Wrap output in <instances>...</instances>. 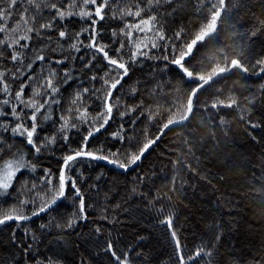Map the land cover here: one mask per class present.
Segmentation results:
<instances>
[{"label": "snow or ice", "instance_id": "1", "mask_svg": "<svg viewBox=\"0 0 264 264\" xmlns=\"http://www.w3.org/2000/svg\"><path fill=\"white\" fill-rule=\"evenodd\" d=\"M185 7L0 0V264H158L152 231L137 229L153 215L172 247L169 264H264V224L241 211L206 158L165 155L160 169L144 167L164 133L136 139L148 118L141 90L157 53L165 64L175 57L167 29ZM256 64L264 75V60ZM247 126L264 159V114ZM113 174L125 177L122 188ZM197 202L206 231L192 247L173 211ZM120 225L137 230L125 239Z\"/></svg>", "mask_w": 264, "mask_h": 264}, {"label": "trees", "instance_id": "2", "mask_svg": "<svg viewBox=\"0 0 264 264\" xmlns=\"http://www.w3.org/2000/svg\"><path fill=\"white\" fill-rule=\"evenodd\" d=\"M133 2L125 0L126 6ZM164 2L159 0L161 4ZM183 3L186 7L176 17L178 23L170 22L167 29L175 57L169 52L165 64L163 55L157 53L160 63L157 66L153 62V75L146 91L141 90L144 115L148 118L137 127V140L155 136L169 123L183 119L192 92L218 71L228 70L238 61L248 75H257L256 61L264 60V0H183ZM177 29L182 33L179 38L172 35ZM259 114H264V76L252 79L235 69L229 77L213 82L197 95L189 120L165 133L144 161V167L160 169L165 155L193 163V153L206 158L214 172L223 174L222 188L241 201V211L252 223L264 224V159L247 143L245 135L248 120ZM134 175L127 180L131 181ZM167 175L170 179L173 172L169 170ZM110 178L123 187L125 177L113 174ZM166 183L157 179L162 190ZM205 208L198 202L187 209L174 208L173 214L179 215L178 229L189 246L198 245L206 231V225L201 223ZM156 224L154 215L145 216L137 229L152 231L153 255L158 264H169L172 247L163 228L153 227ZM118 229L128 234L125 239L137 230L122 225ZM67 256L70 261L72 253Z\"/></svg>", "mask_w": 264, "mask_h": 264}, {"label": "water", "instance_id": "3", "mask_svg": "<svg viewBox=\"0 0 264 264\" xmlns=\"http://www.w3.org/2000/svg\"><path fill=\"white\" fill-rule=\"evenodd\" d=\"M235 69H237L239 72L243 73L245 76L250 77V78H252V79H258V78L264 76V75H262V76H258V75H248L247 72L245 71V69L241 68V67L239 66V64H237V63H234V64L230 67V69H229L228 71H225V70L218 71V72L215 73L212 77L206 79L203 83H201V84H200V85H199V86H198V87L192 92V94H191L190 97H189L188 107H187V112H186L185 117H184L183 119H181V120L174 121V122H172V123L166 125V126L164 127V129L161 131V132L164 133L163 136L165 135V133H166L168 130H170V129H172V128L180 127V126L184 125V124L189 120V118H190V116H191V111H192V104H193L195 98L197 97V95H198L203 89H205L206 87H208L210 84H212L213 82H215V81H217V80H221V79H223V78H227V77H229V76L233 73V71H234ZM163 136H162V137H163ZM108 167L110 168L111 166H108ZM117 171H119V170H117Z\"/></svg>", "mask_w": 264, "mask_h": 264}, {"label": "bare ground", "instance_id": "4", "mask_svg": "<svg viewBox=\"0 0 264 264\" xmlns=\"http://www.w3.org/2000/svg\"><path fill=\"white\" fill-rule=\"evenodd\" d=\"M213 76V75H212Z\"/></svg>", "mask_w": 264, "mask_h": 264}]
</instances>
